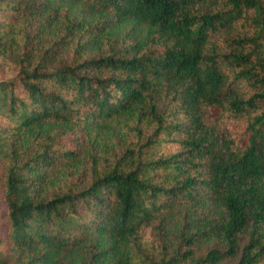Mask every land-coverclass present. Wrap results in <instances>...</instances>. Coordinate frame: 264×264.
Returning <instances> with one entry per match:
<instances>
[{"label": "trees", "instance_id": "16d2710c", "mask_svg": "<svg viewBox=\"0 0 264 264\" xmlns=\"http://www.w3.org/2000/svg\"><path fill=\"white\" fill-rule=\"evenodd\" d=\"M0 264H264V0H0Z\"/></svg>", "mask_w": 264, "mask_h": 264}, {"label": "rangeland", "instance_id": "374dc122", "mask_svg": "<svg viewBox=\"0 0 264 264\" xmlns=\"http://www.w3.org/2000/svg\"><path fill=\"white\" fill-rule=\"evenodd\" d=\"M13 75V71L8 64H2L0 67V79L10 78Z\"/></svg>", "mask_w": 264, "mask_h": 264}]
</instances>
